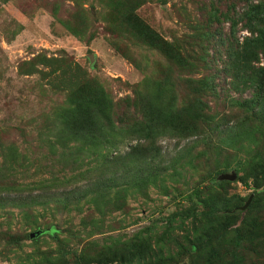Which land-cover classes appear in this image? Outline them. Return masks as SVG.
Returning a JSON list of instances; mask_svg holds the SVG:
<instances>
[{
	"label": "rangeland",
	"instance_id": "rangeland-1",
	"mask_svg": "<svg viewBox=\"0 0 264 264\" xmlns=\"http://www.w3.org/2000/svg\"><path fill=\"white\" fill-rule=\"evenodd\" d=\"M227 1L0 0V264H264L263 181L257 192L239 180L244 172H223L222 167L220 174L214 173L223 162H233L225 155L232 148L219 143L207 149L195 146L197 136L164 137L157 143L160 155L154 166L161 173L152 182L136 179L135 167L130 173V167L121 166L127 172L121 180L126 191L89 196L79 206L74 197L86 184L119 173V165L110 160L138 141L104 150L106 165L78 154L80 161L69 166L54 160L45 140L71 88L97 80L118 102L133 96V87L147 76L158 78L165 68L171 71L163 55L124 32L119 20L110 19L112 6L120 15L133 13L167 42L196 53L199 24L208 20L214 6L227 10ZM230 25L224 20L214 27L227 42L221 46L224 41L216 39L208 46L210 68L220 70L221 77L218 97L206 101L223 124L245 118L240 146L252 138L254 127L258 129L253 136L263 143L260 120H253L252 108H241L253 90L241 81L233 87L232 78L223 72L225 50L235 43ZM247 35L241 31L235 38L242 41ZM173 69L176 92L188 94V73L174 65ZM12 146L20 153L13 159L7 153ZM250 155L241 153L242 158ZM5 158L14 163L13 170L5 167ZM232 173L236 180L221 179ZM191 194L206 203L196 205ZM68 199L73 201L67 206ZM211 204L222 212L209 220ZM37 232L40 235L32 237ZM237 234L243 239L239 241Z\"/></svg>",
	"mask_w": 264,
	"mask_h": 264
},
{
	"label": "trees",
	"instance_id": "trees-1",
	"mask_svg": "<svg viewBox=\"0 0 264 264\" xmlns=\"http://www.w3.org/2000/svg\"><path fill=\"white\" fill-rule=\"evenodd\" d=\"M226 1L218 0L224 4ZM229 2L232 6L228 5L227 10L212 7L208 20L204 24H199V35L194 38V44L199 48L196 53L178 42L175 44L167 42L149 25H141L133 13L121 12L120 15L115 6L111 7L110 19L115 22L119 20V26L124 32H128L138 42L158 51L172 64V67L171 71L165 68L158 78L147 76L142 83L133 87V96H127L118 102L99 81L83 82L82 86L71 88L65 104L56 109L53 124L46 129L49 138L45 140L49 143V148L51 147L49 152L54 155V160L66 165L77 164L80 161L77 155L80 154L81 159L91 156L103 166L106 165L102 155L104 150L114 148L118 150L125 141H138L127 153L110 160L119 165L120 172L105 179L99 178L91 185L86 184L82 194L74 197L77 200L76 205L80 206L81 201L89 196L95 195L94 198H98L106 193L110 195L113 189H118L119 192L126 191L121 180L127 178V172L121 166L130 167V173L132 167H135L136 179L142 178V181L152 182L153 177L161 173V169L157 170L154 166L160 155L157 143L164 137L184 140L197 136V140L194 141L195 146L203 144L207 149L212 146L211 144L219 143L226 148H232L234 151L225 152V155H230L229 159L232 158L233 162L231 160L223 162L214 169V173L220 174L222 167L223 172L229 170L244 172V177H240L239 180L247 188H255L258 192V186L261 185L259 181L262 180L264 184V142L260 143L253 136L258 128H251L249 136L252 138L246 146L241 145L243 150H240V144L245 141L242 134L245 118L235 124H223L221 122L223 118L220 119L217 113H213V107L206 101V98L218 97V83L221 77L220 70H215V67L210 68L208 46L216 39L224 41L221 46H226L227 41L223 39L221 30L214 27L217 22L228 20L231 22L230 30L235 43L225 50L223 72L228 80L232 78L233 87L241 81L245 88L253 90L252 97L245 99L241 108L245 107L243 108L245 112L252 108V116L256 117L253 120H260L262 124L260 130L264 131V66L259 65L264 61V0H228L227 3ZM241 31L249 33L242 41L235 38ZM73 33L78 35L79 32ZM173 65L185 70L189 75L186 80L189 84L186 95L180 96L179 91L175 90V78L170 77V73L174 70ZM202 69L205 74L201 76L199 74ZM211 69H214L213 72L208 74L206 71ZM52 138H55V141H52ZM7 150L11 159L20 156L15 146ZM221 151L224 153L222 149ZM242 152L251 155L248 159L242 158ZM98 156L101 157L97 159ZM11 159L5 158L4 164L6 168L10 166L13 170L14 163L12 164ZM21 167L23 168L24 165L21 164ZM55 181L56 179L53 185ZM228 183L230 182H221V184ZM48 187L51 188V185ZM198 197V194H191L189 199L196 205L206 203L205 200H198ZM72 201L73 199L66 200L67 206ZM210 207L211 210L207 214L209 218L214 215L216 217L217 213L222 212L217 205L211 204ZM194 209L190 210L196 215ZM236 237L238 240L243 239L240 234ZM134 259L139 258H133V261ZM234 259L237 261L240 258Z\"/></svg>",
	"mask_w": 264,
	"mask_h": 264
},
{
	"label": "water",
	"instance_id": "water-1",
	"mask_svg": "<svg viewBox=\"0 0 264 264\" xmlns=\"http://www.w3.org/2000/svg\"><path fill=\"white\" fill-rule=\"evenodd\" d=\"M91 60L93 61V58L91 57ZM236 178H237V176H236V174L235 173H232V174H223L222 176H221V179L222 180H230V181H234V180H236ZM251 199H252V197L249 199V201L245 204V206L243 207V209H246L248 206H249V204H250V202H251ZM40 233L41 232H37L36 234H32V237H35V236H37V235H40Z\"/></svg>",
	"mask_w": 264,
	"mask_h": 264
}]
</instances>
